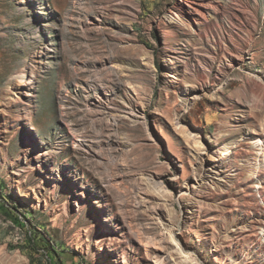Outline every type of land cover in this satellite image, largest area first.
Returning <instances> with one entry per match:
<instances>
[{
    "label": "rangeland",
    "instance_id": "rangeland-1",
    "mask_svg": "<svg viewBox=\"0 0 264 264\" xmlns=\"http://www.w3.org/2000/svg\"><path fill=\"white\" fill-rule=\"evenodd\" d=\"M2 197L0 264H264V0H0Z\"/></svg>",
    "mask_w": 264,
    "mask_h": 264
},
{
    "label": "trees",
    "instance_id": "trees-1",
    "mask_svg": "<svg viewBox=\"0 0 264 264\" xmlns=\"http://www.w3.org/2000/svg\"><path fill=\"white\" fill-rule=\"evenodd\" d=\"M8 203L9 201L6 198H0V214H4L10 219H13L14 221L22 225L20 222L21 220L18 216H16L14 212L16 211V209L8 208ZM25 245L26 246L22 248V253L29 258L32 264H36L32 252L40 251H43L45 253L49 264H65V262L59 260V252L55 248H53L50 245L49 241L38 231H28L27 243Z\"/></svg>",
    "mask_w": 264,
    "mask_h": 264
},
{
    "label": "bare ground",
    "instance_id": "bare-ground-1",
    "mask_svg": "<svg viewBox=\"0 0 264 264\" xmlns=\"http://www.w3.org/2000/svg\"><path fill=\"white\" fill-rule=\"evenodd\" d=\"M24 78H25V75H23V77H22V80H21V84H24V83H27V81H24ZM30 82V81H29ZM32 82V81H31ZM230 144V142H226L224 145H223V147L226 149L227 147H228V145ZM170 148H171V146H170ZM228 151V150H227ZM228 153L225 151L224 153H223V155H227ZM222 155V156H223Z\"/></svg>",
    "mask_w": 264,
    "mask_h": 264
}]
</instances>
